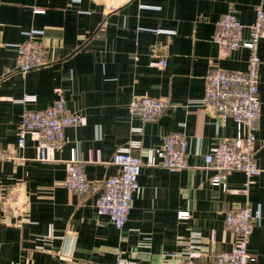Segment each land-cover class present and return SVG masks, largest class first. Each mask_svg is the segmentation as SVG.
Returning <instances> with one entry per match:
<instances>
[{
  "label": "crops",
  "instance_id": "obj_1",
  "mask_svg": "<svg viewBox=\"0 0 264 264\" xmlns=\"http://www.w3.org/2000/svg\"><path fill=\"white\" fill-rule=\"evenodd\" d=\"M258 6L264 10V0H0V148L13 157L0 161V197L19 200L9 213L0 208V264H58L62 256L73 264H116L118 256L135 264H177L190 251L199 254L192 264H214V254L234 239L224 214L264 204V37L257 43L260 118L254 141L261 172L246 193L239 191L245 180L240 171L225 173L224 189L210 184L214 171L205 168L203 155L232 137L235 127L230 118L217 125L201 105L203 80L210 70L246 69L245 47L221 55L211 35L223 13L234 9L246 25ZM30 29L41 31L44 64L19 74L17 46ZM157 59L165 67L150 65ZM56 91L82 122L64 129L68 142L52 159L38 161L30 139L16 146V127L23 105L43 110ZM26 95L34 101L21 103ZM143 95L167 100L152 121L127 111L129 99ZM172 132L186 138V167L164 168L156 152L147 163V150ZM130 139L139 143L131 150L142 162L139 189L116 229L96 214L93 202L116 172L115 147ZM71 148L96 187L82 196L62 184ZM178 211L188 217L178 218ZM246 251L264 264V218L254 224Z\"/></svg>",
  "mask_w": 264,
  "mask_h": 264
},
{
  "label": "built area",
  "instance_id": "obj_2",
  "mask_svg": "<svg viewBox=\"0 0 264 264\" xmlns=\"http://www.w3.org/2000/svg\"><path fill=\"white\" fill-rule=\"evenodd\" d=\"M108 5V10H113ZM42 9H33L34 13H42ZM104 21L98 27L102 32ZM172 33L171 31L159 30ZM246 31V37L243 32ZM25 39L17 46L15 58L16 71L23 74L33 68L44 64V49L41 31L30 29L24 33ZM264 37V10L258 6L254 8V18L249 24L240 23L234 9L223 13L216 21L211 41L216 44L221 55L233 51L239 46L248 51L244 71H228L214 69L206 73L203 80L201 105L214 113L217 125H224L230 118L235 127L232 137L219 139L203 155L205 168L214 171L210 184L221 186L224 189V175L227 171L236 170L243 173L245 180L242 189L246 193L252 178L257 176L261 169L257 167L254 159L255 130L260 118V103L258 97V65L257 43ZM150 65L159 68L165 67L164 59L150 62ZM32 95H26L19 101L31 103ZM168 106L166 99L149 96H133L127 103L130 115H137L143 121L154 120ZM82 118L75 112L64 107V98L60 91H56L53 102L43 110H35L23 105L19 122L16 127V146L22 147L25 139L33 142L35 159L46 161L52 159L54 151L67 143L64 129L80 125ZM139 127H131V132H139ZM137 140H127L124 144L115 147L111 164L116 172L107 177L93 205L97 215L106 217L107 221L116 229H120L127 220L132 205L133 195L138 191L137 176L142 164L140 158L131 153L137 148ZM187 141L184 135L176 132L168 133L162 137L160 146L155 150H147L146 162L151 163V155L156 152L160 158V165L167 169L179 170L186 167ZM12 151L0 148V161L9 160ZM63 186L76 193L85 195L96 189L89 181L75 157L71 148L66 160L65 178ZM19 200L4 199L0 197V208L4 212L10 210ZM177 217H188V211H178ZM264 218V204L253 211L248 205L229 210L224 214V228L233 234V241L229 249L214 254V264H255V259L246 251V244L254 224ZM199 254L188 252L177 264H192L193 258ZM58 264H73L70 257L62 256ZM116 264H135L130 259L120 256Z\"/></svg>",
  "mask_w": 264,
  "mask_h": 264
}]
</instances>
